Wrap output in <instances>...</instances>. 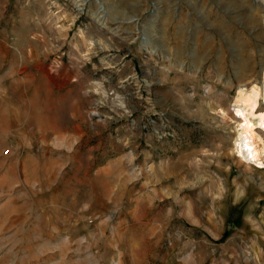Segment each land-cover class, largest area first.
<instances>
[{
    "label": "rangeland",
    "instance_id": "obj_1",
    "mask_svg": "<svg viewBox=\"0 0 264 264\" xmlns=\"http://www.w3.org/2000/svg\"><path fill=\"white\" fill-rule=\"evenodd\" d=\"M233 1L0 0V264H264L233 118L264 11Z\"/></svg>",
    "mask_w": 264,
    "mask_h": 264
},
{
    "label": "bare ground",
    "instance_id": "obj_2",
    "mask_svg": "<svg viewBox=\"0 0 264 264\" xmlns=\"http://www.w3.org/2000/svg\"><path fill=\"white\" fill-rule=\"evenodd\" d=\"M232 4L246 8L243 13H246L256 31L261 34L263 31L261 12L264 11V0H256L255 3L252 0H234ZM112 13L110 8L105 11L107 15ZM262 64L264 65V55ZM260 100L259 93H253L234 107L233 118L238 120L234 144L243 163L264 168V136L259 131L264 125V110L260 107Z\"/></svg>",
    "mask_w": 264,
    "mask_h": 264
}]
</instances>
